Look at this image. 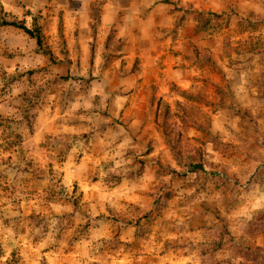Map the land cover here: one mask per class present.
Listing matches in <instances>:
<instances>
[{"label":"rangeland","instance_id":"1","mask_svg":"<svg viewBox=\"0 0 264 264\" xmlns=\"http://www.w3.org/2000/svg\"><path fill=\"white\" fill-rule=\"evenodd\" d=\"M0 2V264H264V0Z\"/></svg>","mask_w":264,"mask_h":264},{"label":"trees","instance_id":"2","mask_svg":"<svg viewBox=\"0 0 264 264\" xmlns=\"http://www.w3.org/2000/svg\"><path fill=\"white\" fill-rule=\"evenodd\" d=\"M0 27H12L21 30L25 35L35 41L38 50H43L42 34L38 27L29 28L24 21H18L14 18H8V14L5 12L3 5L0 2ZM50 56L49 52H46ZM51 57V56H50Z\"/></svg>","mask_w":264,"mask_h":264},{"label":"crops","instance_id":"3","mask_svg":"<svg viewBox=\"0 0 264 264\" xmlns=\"http://www.w3.org/2000/svg\"><path fill=\"white\" fill-rule=\"evenodd\" d=\"M110 3H114L113 1L111 2H109V3H107V5H113V4H110ZM149 8H150V13L151 14H156L157 13V9L160 7V5H161V3H159V0H149ZM162 24H161V21H157V22H155V23H153L152 24V28H155V30H156V28H158L159 26H161ZM140 26H141V24H140ZM141 27H144V25H142ZM180 30V29H179ZM178 30V31H179ZM177 37V36H176ZM173 38L172 37V35H168V36H163V37H160V36H157V38H155V40H154V43H155V45H158V44H164V43H169V41L170 42H174L175 40H177V42L179 41H182L183 42V37L180 35V33H178V37L177 38ZM176 42V41H175ZM158 53V52H157ZM157 53H155V58L153 59L154 61H156V60H159L158 59V56H159V53L157 54ZM160 57V56H159Z\"/></svg>","mask_w":264,"mask_h":264}]
</instances>
